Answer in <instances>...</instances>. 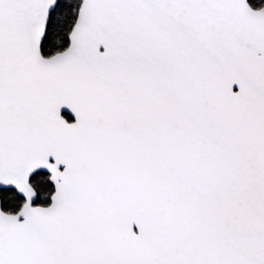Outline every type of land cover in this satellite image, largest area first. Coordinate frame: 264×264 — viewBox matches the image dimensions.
<instances>
[{
	"label": "snow or ice",
	"instance_id": "1",
	"mask_svg": "<svg viewBox=\"0 0 264 264\" xmlns=\"http://www.w3.org/2000/svg\"><path fill=\"white\" fill-rule=\"evenodd\" d=\"M0 264H264V0H0Z\"/></svg>",
	"mask_w": 264,
	"mask_h": 264
},
{
	"label": "water",
	"instance_id": "2",
	"mask_svg": "<svg viewBox=\"0 0 264 264\" xmlns=\"http://www.w3.org/2000/svg\"><path fill=\"white\" fill-rule=\"evenodd\" d=\"M234 90H236L235 87H234ZM61 115H68L72 120L74 119V117H71V114L66 108L61 109Z\"/></svg>",
	"mask_w": 264,
	"mask_h": 264
},
{
	"label": "trees",
	"instance_id": "3",
	"mask_svg": "<svg viewBox=\"0 0 264 264\" xmlns=\"http://www.w3.org/2000/svg\"><path fill=\"white\" fill-rule=\"evenodd\" d=\"M250 2H251V0H250ZM48 186H49V185H48ZM9 206H10V205H9L8 203H6V204L4 205L5 209H7Z\"/></svg>",
	"mask_w": 264,
	"mask_h": 264
},
{
	"label": "flooded vegetation",
	"instance_id": "4",
	"mask_svg": "<svg viewBox=\"0 0 264 264\" xmlns=\"http://www.w3.org/2000/svg\"><path fill=\"white\" fill-rule=\"evenodd\" d=\"M63 116L67 117L69 119V122H71L72 119L68 115H63Z\"/></svg>",
	"mask_w": 264,
	"mask_h": 264
},
{
	"label": "rangeland",
	"instance_id": "5",
	"mask_svg": "<svg viewBox=\"0 0 264 264\" xmlns=\"http://www.w3.org/2000/svg\"><path fill=\"white\" fill-rule=\"evenodd\" d=\"M49 187H51V185L49 184Z\"/></svg>",
	"mask_w": 264,
	"mask_h": 264
}]
</instances>
